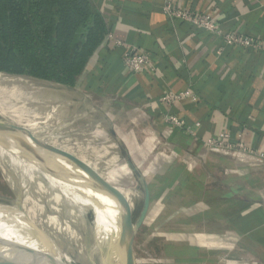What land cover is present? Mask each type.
Returning <instances> with one entry per match:
<instances>
[{
    "label": "crops",
    "instance_id": "obj_1",
    "mask_svg": "<svg viewBox=\"0 0 264 264\" xmlns=\"http://www.w3.org/2000/svg\"><path fill=\"white\" fill-rule=\"evenodd\" d=\"M94 2L110 32L73 87L95 89L113 101L121 113L120 142L130 155H144L139 164L132 157L151 192L186 196L176 204L188 209V238L208 246L202 256L195 249L188 253L186 262L216 264L205 256L215 250L225 255L224 240L238 234L211 230L207 219L225 223L224 208L232 203L233 224L246 229L240 238L253 246L244 252L231 246L229 252L264 256V163L242 165L213 155L221 161L215 164L209 155H196L222 133L231 145L264 152V0H177L194 15H212L218 32L167 15L163 0ZM228 34L254 43H230ZM130 48L150 54L153 69L129 70L124 53ZM172 117L183 124L171 125Z\"/></svg>",
    "mask_w": 264,
    "mask_h": 264
},
{
    "label": "bare ground",
    "instance_id": "obj_2",
    "mask_svg": "<svg viewBox=\"0 0 264 264\" xmlns=\"http://www.w3.org/2000/svg\"><path fill=\"white\" fill-rule=\"evenodd\" d=\"M21 76L48 81L0 71V88L8 94L26 97L37 93L47 103L39 96L28 102L22 97L0 93V118L25 128L53 147L73 154L103 181L113 196L109 175L98 167L93 169L75 131L69 133L66 130L72 126L69 117L59 118L67 106H79L90 101L75 103L68 100L65 105L60 104L42 88ZM71 135L76 138L71 139ZM7 142L14 145L15 151L7 152L0 146V169L16 191L18 200H14L13 205H0V248L27 255L33 264L50 263L43 245L32 234L35 232L43 237L59 259L80 261L76 264H102L101 240L107 225L104 196L85 174L62 156L31 140L17 142L8 137ZM26 148L43 154L40 164L15 154L26 155Z\"/></svg>",
    "mask_w": 264,
    "mask_h": 264
},
{
    "label": "rangeland",
    "instance_id": "obj_3",
    "mask_svg": "<svg viewBox=\"0 0 264 264\" xmlns=\"http://www.w3.org/2000/svg\"><path fill=\"white\" fill-rule=\"evenodd\" d=\"M16 12L19 24L24 25L25 21L22 13L19 9H17ZM21 77L42 88L49 96L60 104L65 105L68 100H72L75 103H80L82 101L88 102L87 100L90 101V103H82L79 104V106H67V108L62 110L59 118L65 119L69 117L72 126L66 130L69 131V133L73 130L75 131L79 144L81 145V149L92 163L93 169L95 170V167H98L109 175L115 204L119 209L129 232H131L133 222L136 220L141 210L144 194L141 184L137 181L136 177L132 173V170L125 161V145L120 143L119 146L117 141H115L114 137L111 135V127L115 128V130L120 129H118L116 124L118 123V118L121 115L120 111H117L112 107L113 101L105 94L96 93L95 89L89 88L86 90L81 89L78 86L67 88L66 86L63 87L62 85L56 84V82L53 83V81L48 82L25 76ZM12 81L17 82L16 79H12ZM51 85L54 86V88H52ZM55 86H57V88H55ZM0 93L5 96L22 97L28 102L33 100L36 96H39L44 100V102H46V100L37 93L26 97L18 94H8L1 88ZM75 138V135H71V139ZM227 144L230 145L229 142ZM7 145L9 146V149L0 143L1 148L3 147L5 151H15L13 144H8L7 142ZM234 146L235 145L229 148L225 147V150L220 152L206 149L203 153L200 152L196 155H209L207 159L210 163L215 164L221 163V161L213 155H220L226 159L235 160L237 163L241 162L242 165L250 166L251 163H264V161H257L251 157L248 153V149L240 150L238 146ZM26 150L28 151L26 155L17 152H15V154L21 155L23 159H29L40 164V161H37L34 157L39 159L43 154L36 151H30L28 148H26ZM170 153L171 155H176L173 148L168 151L169 155ZM131 156L134 157L138 164L142 161V158H144V155ZM150 156L152 157L153 155ZM260 165L262 164H259V166ZM145 166L146 164L143 168H146ZM147 181L149 180L147 179ZM231 185H234V183ZM150 187L151 186L149 185V188ZM16 196V191L0 169V205H13L12 203L16 200ZM175 197H177V199L173 202ZM182 198H186V196L183 194L178 195L169 190L161 193L151 192V203L147 217L142 227L136 233L133 242L134 251L137 257V264H190L186 262L187 259L190 258L188 253L194 249L200 254L207 253L208 250L206 251V249H208V246L207 244H203L206 243V240H199L196 242L195 240L188 238L189 233L193 230L191 227L188 228L186 226L188 209L185 205L176 204ZM97 205L95 206L93 213L95 212ZM224 209L226 214L224 219L225 223L221 222L223 221L221 217L219 223H216V218H208L207 223L210 229L225 231L226 233H234L238 234V236L235 237V239L224 240L225 255H218L217 252H215L218 250H215L213 255H207L205 258L207 260L217 259L218 263L216 264H264V256H258L254 259L252 256L244 254L235 255L232 254L233 252H229L231 246L235 249L243 250L244 252V250H249L252 244L249 239H242V234H244L246 229H243V231H240L239 229L237 230L233 224L235 213L233 203L228 204ZM199 226L201 227V225ZM106 229L107 225L104 229L105 232ZM205 229L210 230L209 228ZM240 235L242 236L241 238ZM218 249H221V247ZM219 257L220 260H218ZM110 261L112 264H120L118 255H112ZM67 262L70 264L80 263V261L73 262L71 260ZM201 264L213 263L212 261H206L201 262Z\"/></svg>",
    "mask_w": 264,
    "mask_h": 264
},
{
    "label": "trees",
    "instance_id": "obj_4",
    "mask_svg": "<svg viewBox=\"0 0 264 264\" xmlns=\"http://www.w3.org/2000/svg\"><path fill=\"white\" fill-rule=\"evenodd\" d=\"M109 32L94 0H0V71L73 87Z\"/></svg>",
    "mask_w": 264,
    "mask_h": 264
},
{
    "label": "water",
    "instance_id": "obj_5",
    "mask_svg": "<svg viewBox=\"0 0 264 264\" xmlns=\"http://www.w3.org/2000/svg\"><path fill=\"white\" fill-rule=\"evenodd\" d=\"M60 84V83H58ZM63 85V84H61ZM65 86V85H63ZM70 88V86H66ZM0 143L5 145L9 149L7 145V138L14 139L15 141L19 142L22 140H31L34 144H38L43 146L44 148L50 150L54 154L59 157H63V159H67L71 164H73L76 168L79 169L87 179L94 185L95 189L98 190L102 196L105 198V209H106V221H107V229L104 238L102 239V247H101V261L102 264H112L110 259L112 255H118L120 264H137V257L134 251L133 242L135 239L136 233L144 224V221L147 217L150 203H151V191L149 188L148 181L143 174V172L139 169L135 161L133 160L132 156L130 155L129 151L124 147L125 155H126V163L129 168L132 170L133 175L136 177L137 181L141 184V188L143 191V203L141 210L133 222L132 231L129 232L127 225L125 224L123 217L115 204V200L103 181L93 173V171L85 165L81 160L74 157L72 154L53 147L44 141L36 138L27 131L25 128L20 127L14 123H10L4 121L0 118ZM111 135L114 137L117 144L120 146V139L115 130V128H110ZM37 161H42V158L34 157ZM18 200V198H16ZM15 200V201H16ZM33 236L40 241L43 245L45 253L47 254L49 259L51 260L50 263L45 264H70L66 260L59 259L56 255L49 249V245L43 239L41 235L38 233L33 232ZM0 264H33L29 261V256L19 253H13L8 250H4L0 248Z\"/></svg>",
    "mask_w": 264,
    "mask_h": 264
},
{
    "label": "built area",
    "instance_id": "obj_6",
    "mask_svg": "<svg viewBox=\"0 0 264 264\" xmlns=\"http://www.w3.org/2000/svg\"><path fill=\"white\" fill-rule=\"evenodd\" d=\"M163 11L167 15L177 17L180 19H184L186 21H190L198 25L199 27L207 29L208 31L218 32L219 30L218 24L216 23V21L213 20L212 15L208 13L194 15L191 12H189L188 9L180 7L177 3V0H163ZM226 38H227V41L230 43L238 42V43L245 44V45H251L254 43L253 39H251L250 37H245L243 35L228 34ZM124 64L129 70L135 71V72H143L147 70H152L154 66L153 60L150 54H148L145 51L137 50L135 48H130L125 51ZM170 123L171 125L172 124H175V125L183 124V122L181 120H178L176 117H172ZM228 138H229L228 134L222 133L220 141H213L211 139L209 141L207 150L220 152V151H224L225 147L229 148L233 146L231 144L230 145L227 144L226 140ZM236 146H238L240 150H247V147L243 145L242 143H238ZM248 153L251 157H253L257 161H264V152H257V151L248 149Z\"/></svg>",
    "mask_w": 264,
    "mask_h": 264
}]
</instances>
